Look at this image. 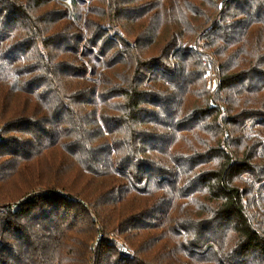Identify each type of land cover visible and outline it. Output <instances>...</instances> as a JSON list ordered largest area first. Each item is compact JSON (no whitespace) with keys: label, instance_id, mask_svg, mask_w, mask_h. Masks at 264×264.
I'll return each instance as SVG.
<instances>
[{"label":"trees","instance_id":"1","mask_svg":"<svg viewBox=\"0 0 264 264\" xmlns=\"http://www.w3.org/2000/svg\"><path fill=\"white\" fill-rule=\"evenodd\" d=\"M0 264H264V0H0Z\"/></svg>","mask_w":264,"mask_h":264},{"label":"built area","instance_id":"2","mask_svg":"<svg viewBox=\"0 0 264 264\" xmlns=\"http://www.w3.org/2000/svg\"><path fill=\"white\" fill-rule=\"evenodd\" d=\"M119 249L125 255H132V250L128 246L119 245Z\"/></svg>","mask_w":264,"mask_h":264}]
</instances>
